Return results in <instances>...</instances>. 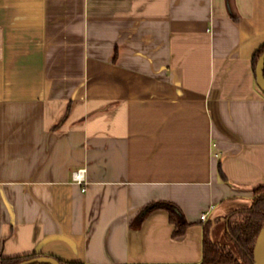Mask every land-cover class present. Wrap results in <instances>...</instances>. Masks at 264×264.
<instances>
[{
  "label": "crops",
  "instance_id": "0c3cea01",
  "mask_svg": "<svg viewBox=\"0 0 264 264\" xmlns=\"http://www.w3.org/2000/svg\"><path fill=\"white\" fill-rule=\"evenodd\" d=\"M263 43L264 0H0V258L199 264L264 186Z\"/></svg>",
  "mask_w": 264,
  "mask_h": 264
},
{
  "label": "trees",
  "instance_id": "16d2710c",
  "mask_svg": "<svg viewBox=\"0 0 264 264\" xmlns=\"http://www.w3.org/2000/svg\"><path fill=\"white\" fill-rule=\"evenodd\" d=\"M264 52V43L254 52L252 68L255 77V67L259 57ZM264 79V65L262 70ZM164 210L173 226L172 237L175 239L184 236L190 224L185 220L180 209L170 202H152L139 213L137 220L141 222L150 212ZM227 245L218 244L211 239V223L202 226L201 259L199 264H253L252 250L260 229L264 224V186L253 190L250 207L238 209L229 213L221 220ZM43 257L37 254L28 256L0 258V264H21L22 262ZM52 258V257H51ZM58 264H81L63 262L53 258ZM29 264H51L44 261H35Z\"/></svg>",
  "mask_w": 264,
  "mask_h": 264
},
{
  "label": "water",
  "instance_id": "95a60500",
  "mask_svg": "<svg viewBox=\"0 0 264 264\" xmlns=\"http://www.w3.org/2000/svg\"><path fill=\"white\" fill-rule=\"evenodd\" d=\"M263 65H264V52L259 57L255 67V82L259 90L264 94V79L262 76ZM263 256H264V224L258 233V236L255 240V244L252 250L253 264H264ZM35 261H44V262H49L51 264H58V262L51 257H39L36 259H31L22 262L21 264H29Z\"/></svg>",
  "mask_w": 264,
  "mask_h": 264
},
{
  "label": "rangeland",
  "instance_id": "374dc122",
  "mask_svg": "<svg viewBox=\"0 0 264 264\" xmlns=\"http://www.w3.org/2000/svg\"><path fill=\"white\" fill-rule=\"evenodd\" d=\"M223 230H224L223 225L220 223L213 227V229L211 230V239L213 242L222 244V245L228 244L225 241Z\"/></svg>",
  "mask_w": 264,
  "mask_h": 264
},
{
  "label": "built area",
  "instance_id": "2783aa9c",
  "mask_svg": "<svg viewBox=\"0 0 264 264\" xmlns=\"http://www.w3.org/2000/svg\"><path fill=\"white\" fill-rule=\"evenodd\" d=\"M73 175L75 176V181H76L77 183H81V182H82V178H81L80 176H78V172H77V173H74ZM205 219H206V215H205V214H202V215L200 216V220H201V221H205Z\"/></svg>",
  "mask_w": 264,
  "mask_h": 264
},
{
  "label": "bare ground",
  "instance_id": "6f19581e",
  "mask_svg": "<svg viewBox=\"0 0 264 264\" xmlns=\"http://www.w3.org/2000/svg\"><path fill=\"white\" fill-rule=\"evenodd\" d=\"M263 261H264V256H263Z\"/></svg>",
  "mask_w": 264,
  "mask_h": 264
}]
</instances>
